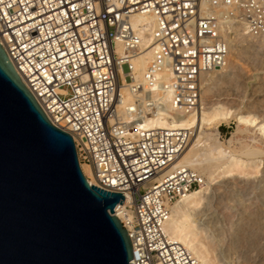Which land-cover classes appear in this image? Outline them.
Masks as SVG:
<instances>
[{"label":"built area","instance_id":"built-area-1","mask_svg":"<svg viewBox=\"0 0 264 264\" xmlns=\"http://www.w3.org/2000/svg\"><path fill=\"white\" fill-rule=\"evenodd\" d=\"M149 14L152 58L135 81L142 33L131 19ZM233 30L264 36V0H0V45L20 80L71 136L85 179L122 193L133 264H198L164 232L171 206L203 184L195 170L171 167L190 132L149 122L165 95L173 116L197 109L201 77L226 63Z\"/></svg>","mask_w":264,"mask_h":264},{"label":"water","instance_id":"water-1","mask_svg":"<svg viewBox=\"0 0 264 264\" xmlns=\"http://www.w3.org/2000/svg\"><path fill=\"white\" fill-rule=\"evenodd\" d=\"M123 201L85 179L0 45V264H133Z\"/></svg>","mask_w":264,"mask_h":264},{"label":"rangeland","instance_id":"rangeland-1","mask_svg":"<svg viewBox=\"0 0 264 264\" xmlns=\"http://www.w3.org/2000/svg\"><path fill=\"white\" fill-rule=\"evenodd\" d=\"M238 32L237 30L230 31L232 48L229 50L227 66H224L226 70H216L205 75L204 88L202 87V91L205 87L211 88L208 97L204 93L205 90L202 92L204 102L208 106L215 104L214 107H221L222 111L228 114L227 118L205 122L197 133L200 132L201 134V142L206 149L205 153H208L209 150L212 152L230 150L233 154H239L247 148L249 150L258 149L261 154L259 153L254 157L255 166L240 167L229 171L225 168L227 159L223 158L217 160L216 167L213 170H207L204 166H201L196 172L203 178L201 187L206 188L204 206L216 211V225L219 227H217L216 232H212L213 235L220 234L222 236V246L229 245L236 238L243 237L244 241L247 240L241 244L238 250H231L235 254H233V259H230L228 264H264V132L258 130L260 127L255 126L256 124L253 126L238 124L236 119L237 115L241 114L247 117L248 115H250L249 117L253 116L257 119V122L264 121V112L252 111L250 109L252 108L250 107L251 102L245 101V99H249L254 86L258 82L256 78L249 79L258 67L253 63L252 58L255 56L257 59L264 57V45L259 48L255 47L254 45L259 44L260 39L263 38L253 39L243 32ZM67 90L69 91L68 88ZM257 99L261 100L259 96ZM240 100L245 101V103L238 102ZM211 112L207 114L210 115ZM243 156H241L243 161L249 159L247 156ZM219 207H224V209L220 211ZM206 218L205 213L195 215L196 224L202 229L201 236L209 252V257L214 264H227L221 262L217 246L211 241L212 233Z\"/></svg>","mask_w":264,"mask_h":264},{"label":"bare ground","instance_id":"bare-ground-1","mask_svg":"<svg viewBox=\"0 0 264 264\" xmlns=\"http://www.w3.org/2000/svg\"><path fill=\"white\" fill-rule=\"evenodd\" d=\"M131 21L135 26L140 27L141 33H142V35H141L142 41L140 44V50H141L140 54L131 60V64H132V68H133V70H132L133 77L132 78L135 81H141L143 73L147 67V64L152 58L150 34H151V29L154 26L155 19L150 14L149 15H136V16L132 17ZM259 38H263V39L262 40L260 39L259 44L254 45L255 47H258V48L261 47L262 45H264V36L259 37ZM256 39H258V38H256ZM231 43L232 42L230 41L229 50L232 48ZM242 51H241V53H242ZM257 51H258V49H257ZM116 52L120 55H123V48L119 44H117ZM252 55H253V53H252ZM228 57H229V54H228ZM252 59H253L252 60L253 63L258 65V67L255 69L254 74H252L249 79L251 80V78L252 79L256 78V80L258 82H257L256 86H254V88L251 92V95L249 96V99L246 100L245 97H243V98L245 99L246 102H251L250 107H252V108H250V109H252V111L264 112V57L257 59V57L255 56ZM225 65H226V63L221 68H219L217 70H221V71L226 70L224 68ZM232 66H233V64H232ZM229 70H231V69H229ZM233 70H236V69H233ZM215 71H212V72H215ZM221 71H220V73H221ZM212 72L206 73L201 77L199 104H198L197 109L193 113H190V114L174 113V114H176V116H173V111L169 109L170 96L165 95L163 97L165 110H163L161 112V116L158 119L152 120L149 122V127L159 126L162 128H172V129H176V130H185V131L190 132V138H189L185 148L176 157L174 162L171 164V167H184V168H189V169L196 171L199 169V167L204 166L207 170H213L216 167L217 160L223 159V158L227 159L225 168L229 169V171H231V169L240 168V167L255 166L254 157L260 153L258 151V149L249 150L246 148L242 152H240V153L238 152L239 154H237V153L233 154L230 150H228V151L227 150L226 151H220L219 150L218 152L217 151L212 152L211 150H209L208 153H205L206 149L202 145L201 134H200V132L197 133V131L199 130V128L202 127L203 123L210 122L211 120L212 121L213 120H223V119H226L227 115H228L227 113H224L222 111L221 107H214L215 104H211L210 106H208L204 102V100H203L204 98H202V92L204 90H205L204 93H205L206 97L210 96L209 94L211 93V88L205 87V89L202 91V87L204 86V81H205L204 76L207 74H210ZM162 76H163V79H165V80L168 79L169 72L168 71L164 72L162 74ZM122 94H123L122 102L124 104H128L132 101V95L130 94V92L125 87H122ZM258 96L261 98V100L257 99ZM245 101L240 100L238 102L245 103ZM210 111H212L210 113V115L207 114ZM249 116L250 115H248V117L245 115H241V114L237 115L236 119L238 121V124H243V125H248V126H253L256 124L255 126L260 127V129H258V130L264 132V121L257 122V119H255L253 116L252 117H249ZM207 118H209V119H207ZM168 119H172V120L170 121ZM243 155L247 156V158H249V159H247V161H245V159H244V161H243L241 159V156L244 157ZM81 170L86 177L92 176L91 170L89 169L88 166L81 165ZM249 172H251V171H249ZM232 187H234V186H232ZM205 191H206V188H202L200 186L199 188L189 192L184 197H182L180 200L175 202L171 206L169 218L164 224V232L172 240H175L176 242L182 244L185 248H187L192 253V255L196 258V260L198 261V264H214L213 261L211 260V258L209 257V252L206 248L205 243L203 242V239L201 236V234H202L201 230L202 229L197 226L196 221H195V215L196 214L205 213V215L207 217L206 222L208 223L209 228L211 229V233L216 232L217 227H219L216 225L217 224L216 223L217 222V220H216L217 216H215L216 211L215 210L212 211L211 208L204 206L203 201H204ZM263 198H264V196H263ZM122 207H123V203L121 205L116 206V212L114 213L115 216L119 220H121V218H122V215L119 212V210ZM218 209L221 211L224 209V207H221V208L219 207ZM236 226H238V225H236ZM217 231H219V230H217ZM248 232H249V230H248ZM248 232H247V234H248ZM261 233H263V232H261ZM211 239H212L211 241L213 242V244L217 246V252H218L219 258L221 259V262L227 263V264L230 261V259H233V254H235L231 250H234V251L238 250V248L241 246V244L243 242L247 241V240L244 241L243 237H241V238H236L235 240L231 241V243H229V245H227V246H222L221 245L222 244L221 243L222 236L220 234L213 235V233H212ZM249 240H250V237H249ZM207 241H208V239H207ZM246 244H249V243H246ZM244 245H245V243H244ZM238 254H241V253H238Z\"/></svg>","mask_w":264,"mask_h":264}]
</instances>
